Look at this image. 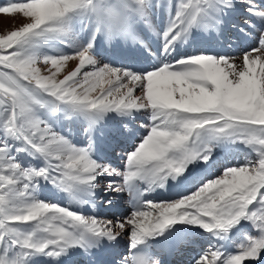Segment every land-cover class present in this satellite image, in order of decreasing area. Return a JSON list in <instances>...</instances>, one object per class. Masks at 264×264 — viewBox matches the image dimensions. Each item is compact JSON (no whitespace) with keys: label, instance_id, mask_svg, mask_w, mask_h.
Returning a JSON list of instances; mask_svg holds the SVG:
<instances>
[{"label":"snow or ice","instance_id":"snow-or-ice-1","mask_svg":"<svg viewBox=\"0 0 264 264\" xmlns=\"http://www.w3.org/2000/svg\"><path fill=\"white\" fill-rule=\"evenodd\" d=\"M0 14V264H264V0Z\"/></svg>","mask_w":264,"mask_h":264},{"label":"rangeland","instance_id":"rangeland-1","mask_svg":"<svg viewBox=\"0 0 264 264\" xmlns=\"http://www.w3.org/2000/svg\"><path fill=\"white\" fill-rule=\"evenodd\" d=\"M2 2V0H0ZM23 23L21 17L17 15L9 16L6 14H0V34H5L7 31L13 30L14 28L19 27ZM125 199V197H124ZM127 202V197H126ZM129 208H126L127 210L122 212L123 214H127L128 210L130 209V205H128ZM117 215V214H116ZM112 215L109 214V217ZM119 216V215H117Z\"/></svg>","mask_w":264,"mask_h":264},{"label":"bare ground","instance_id":"bare-ground-1","mask_svg":"<svg viewBox=\"0 0 264 264\" xmlns=\"http://www.w3.org/2000/svg\"><path fill=\"white\" fill-rule=\"evenodd\" d=\"M234 53H235V50H234ZM116 164H119L120 162L119 161H115ZM124 197L125 199H123L121 201V204H120V207L119 209H106L105 210V213L109 216L110 215H113V213L117 214V215H120L122 212L126 211L127 209L126 208H129L128 205H130L128 203V195L127 193L124 194ZM126 197H127V202H126ZM131 206V205H130ZM176 260L180 261L181 264H188V261L190 259V254H182V255H177L176 257Z\"/></svg>","mask_w":264,"mask_h":264}]
</instances>
